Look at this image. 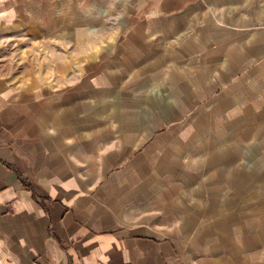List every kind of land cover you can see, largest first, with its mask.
I'll return each instance as SVG.
<instances>
[{
	"label": "crops",
	"instance_id": "obj_1",
	"mask_svg": "<svg viewBox=\"0 0 264 264\" xmlns=\"http://www.w3.org/2000/svg\"><path fill=\"white\" fill-rule=\"evenodd\" d=\"M263 118L264 0H0V264H264Z\"/></svg>",
	"mask_w": 264,
	"mask_h": 264
},
{
	"label": "rangeland",
	"instance_id": "obj_2",
	"mask_svg": "<svg viewBox=\"0 0 264 264\" xmlns=\"http://www.w3.org/2000/svg\"><path fill=\"white\" fill-rule=\"evenodd\" d=\"M264 121V118L262 119ZM264 127V124H263ZM258 138L255 137H251L250 138V148L248 150L249 156H248V160H249V164H250V169H251V189H253V186H255V188L257 190H262L264 189V183L263 182H254L253 180L255 179V176L257 174V172L262 171V169L264 170V159H263V153L262 151H258L255 149V141H257ZM246 157V156H245ZM260 164V165H259ZM253 169H254V173H253ZM258 175V174H257ZM258 199L255 198H251V206L255 205L257 203ZM264 206V198L260 199V205L262 204Z\"/></svg>",
	"mask_w": 264,
	"mask_h": 264
}]
</instances>
